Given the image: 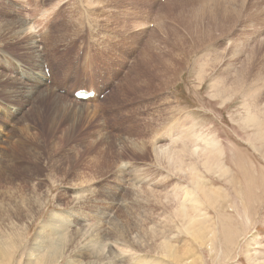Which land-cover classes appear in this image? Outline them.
<instances>
[{
  "label": "rangeland",
  "instance_id": "obj_1",
  "mask_svg": "<svg viewBox=\"0 0 264 264\" xmlns=\"http://www.w3.org/2000/svg\"><path fill=\"white\" fill-rule=\"evenodd\" d=\"M202 2L150 0L143 9L112 20L100 15L93 24L79 16L74 0H0V203L25 195L27 205L10 208L9 215L18 222L31 211L33 219L12 247L11 261L0 264H89L82 248L88 235L99 251L117 240L114 252L106 251L112 264H170L158 252L156 233L157 242L167 240L180 248V258L197 264H256L245 256L249 251L264 264V133L256 123L264 112V13L235 9L234 0ZM69 13L78 19L72 22ZM21 18L32 28L20 40L7 30ZM36 34L37 52L29 47ZM36 68L49 96L31 87L27 71ZM134 75L135 84L123 93ZM84 88L100 96L76 99L74 92ZM79 104L90 109L75 113ZM198 134V145L217 156L214 162L205 160L208 153L203 161L206 154H186ZM174 143L175 157L156 148L171 151ZM221 161L227 173L217 170ZM189 166L199 180L183 173ZM181 203L194 219L178 217ZM66 218L73 227L60 225ZM191 222L200 224V236ZM40 228L55 243V250L43 248L48 261L29 255ZM120 250L129 254L124 260Z\"/></svg>",
  "mask_w": 264,
  "mask_h": 264
},
{
  "label": "bare ground",
  "instance_id": "obj_2",
  "mask_svg": "<svg viewBox=\"0 0 264 264\" xmlns=\"http://www.w3.org/2000/svg\"><path fill=\"white\" fill-rule=\"evenodd\" d=\"M199 1V0H198ZM212 1H215L216 2V4L219 6L220 4H221V2L220 1H222V0H203V2L206 4V3H208V2H212ZM235 2H234V5H233V8H235V9H237L238 7H241L242 9H246V10H248V11H252V10H254V11H256V12H258V13H264V0H234ZM202 2V3H203ZM21 3V2H20ZM29 3V2H28ZM32 3V2H31ZM30 3V4H31ZM44 3V2H43ZM42 3V4H43ZM58 3V2H57ZM61 3H62V1H60V5H61ZM79 3H80V5H79ZM147 3H150V0H74V5H76L78 8H80V9H77L76 10V12H78V13H80L79 14V16L80 17H85L86 19H87V21H89V22H92L93 24L95 23V22H99V21H97L98 20V16H102V15H105V16H108V18H110L111 20L112 19H115V18H118L119 16L120 17H122L121 16V14L124 12V14H127L126 12L127 11H135L136 9H138L139 10V8L140 7H142L141 9H143V6L145 5V4H147ZM66 4V3H65ZM137 4H139V5H137ZM35 5V4H34ZM64 5V4H63ZM62 5V6H63ZM71 5H73V4H71ZM156 5V4H155ZM39 6V5H38ZM154 6V5H153ZM152 6V7H153ZM159 5H157V7H158ZM38 8V7H37ZM32 9V8H31ZM73 9H75V7H73ZM145 9V8H144ZM147 9V8H146ZM232 9V8H231ZM55 10V9H54ZM152 10V9H151ZM66 11V10H65ZM72 11V10H71ZM118 11H121V13H118ZM145 11V10H144ZM146 12H148V11H146ZM160 12V11H159ZM158 12V13H159ZM61 13V12H60ZM139 13V12H138ZM143 13V12H142ZM141 13V14H142ZM48 14V13H47ZM119 14V15H118ZM132 14V13H131ZM136 14V13H135ZM156 14V13H155ZM49 15H51V14H49ZM58 15V14H57ZM140 15V14H139ZM146 15V17L148 16L147 14H145ZM157 15V14H156ZM160 15V14H159ZM42 16V15H41ZM40 16V17H41ZM43 16H44V14H43ZM53 16V15H52ZM69 16H70V13H69ZM128 16V15H127ZM134 16V15H133ZM138 16V15H137ZM143 16H144V13H143ZM142 16V17H143ZM150 17H151V15H149ZM47 17V16H46ZM84 17H83V19H84ZM145 17V16H144ZM144 17H143V19H144ZM150 17H149V19H150ZM155 17V16H154ZM153 17V18H154ZM17 18V17H16ZM50 18V17H49ZM61 18V17H60ZM68 18V17H67ZM70 18H71V20H72V22L75 20V18H74V15H72L71 14V16H70ZM69 18V19H70ZM104 18V17H103ZM125 18V17H124ZM158 18H159V16H158ZM10 19V18H9ZM37 19V18H36ZM48 19V18H47ZM78 19V17H76V20ZM82 19V20H83ZM101 19V18H100ZM106 19V18H105ZM121 19V18H120ZM141 19V18H140ZM147 19V18H146ZM58 20V19H57ZM75 20V21H76ZM81 20V23L82 22H84V21H82ZM108 20V19H107ZM110 20V21H111ZM148 20V19H147ZM159 20H161V19H159ZM10 21V20H9ZM14 22H13V24H9V27H8V30H7V34L9 33V32H12V35H13V37H18V39H20L21 40V38H23V37H27L26 35H27V32L29 31V27H31L32 28V25L30 24H28V22H26L25 20H22V18L21 19H14L13 20ZM35 21H37V20H35ZM44 21V20H43ZM42 21V22H43ZM53 21V20H52ZM79 22H80V20H78ZM95 21V22H94ZM101 21H103V19L102 20H100V22ZM105 21V20H104ZM141 21H144V20H141ZM146 21V20H145ZM144 21V22H145ZM151 21V20H150ZM150 21L148 20V22L150 23ZM68 22V21H67ZM122 22V21H121ZM124 22H127V21H124ZM123 22V23H124ZM135 22V21H134ZM140 22V24L142 23L143 25L147 22ZM153 22H155V21H153ZM31 23V22H30ZM84 23H86V22H84ZM159 23H160V21H159ZM63 24H65V22L63 23ZM80 24V23H79ZM102 24V23H101ZM104 24V23H103ZM119 24V23H118ZM136 24H137V22H136ZM139 24V23H138ZM54 25V24H53ZM60 25V24H59ZM84 25V24H83ZM86 25H87V23H86ZM90 25H92V24H90ZM89 25V26H90ZM106 25V24H105ZM148 26H150L149 24H147ZM155 25H158L157 24V20H156V23H155ZM81 26H82V24H81ZM103 26V25H102ZM142 26V25H141ZM140 26V27H141ZM144 26H146V25H144ZM40 27V26H39ZM55 27V26H54ZM96 27H98V26H96ZM96 27H94V29L96 28ZM105 27V26H104ZM126 27V26H125ZM130 27H133V26H130ZM137 27V26H136ZM135 27V28H136ZM139 27V26H138ZM137 27V28H138ZM139 27V29H141ZM143 27V26H142ZM35 28V27H34ZM58 28V27H57ZM67 28V27H66ZM102 28V27H101ZM121 28V27H120ZM136 28V29H137ZM150 28V27H149ZM48 29V28H47ZM103 29V28H102ZM132 29V28H131ZM146 29V28H145ZM30 30H32V29H30ZM34 30V29H33ZM39 30V29H38ZM98 30V29H97ZM122 30V29H121ZM135 30V29H134ZM142 30V29H141ZM41 31V30H40ZM57 31V30H56ZM66 31V30H65ZM90 31H92L91 29H90ZM94 32H93V34L95 33V30H93ZM143 31V30H142ZM32 32V31H31ZM44 32H46V31H44ZM83 32V31H82ZM119 32V31H118ZM131 33V32H130ZM96 34V33H95ZM11 35V34H10ZM15 35V36H14ZM30 36L32 35L31 33L29 34ZM28 35V36H29ZM34 35H35V33H34ZM37 35V34H36ZM97 35V34H96ZM99 35H101L100 33H99ZM98 35V36H99ZM82 36V35H81ZM97 36V37H98ZM41 37V36H40ZM45 37V36H44ZM64 37V36H63ZM74 37V36H73ZM72 37V38H73ZM95 37V36H94ZM93 37V38H94ZM9 38H11V36L9 37ZM42 38V37H41ZM103 38V37H102ZM119 38V37H118ZM117 38V39H118ZM139 38V37H138ZM12 39V38H11ZM25 39H28V38H25ZM51 39V38H50ZM60 39V38H59ZM74 39V38H73ZM78 39V38H77ZM82 39V38H81ZM14 40V39H13ZM15 40H17V38H15ZM24 40V39H23ZM42 40V39H41ZM58 40V39H57ZM69 40H71V38L69 39ZM138 40V39H137ZM26 41H28V40H26ZM44 41H46V40H44ZM51 41V40H50ZM68 41V40H67ZM21 42V41H20ZM39 42H41L40 41V39L38 38V35H37V37L35 36V37H30V40H29V47H31L32 49H34L36 52H37V49H38V46H40L39 45ZM48 42V41H47ZM74 42V41H73ZM50 43V42H49ZM52 43V42H51ZM57 43V42H56ZM64 43V42H63ZM86 43V42H85ZM101 43H102V40H101ZM106 43V42H105ZM121 43V42H120ZM55 44V43H54ZM58 44H60V43H58ZM67 44V43H66ZM96 44V43H95ZM109 44V43H108ZM111 44V43H110ZM126 44V43H125ZM24 45V44H23ZM71 45V44H70ZM104 45V44H103ZM102 45V46H103ZM116 45V44H115ZM25 46H26V44H25ZM109 46V45H108ZM117 46V45H116ZM28 47V48H29ZM48 47V46H47ZM59 47V46H58ZM51 48V47H50ZM56 48V47H55ZM108 48V47H107ZM30 49V48H29ZM115 49V48H114ZM43 50V49H42ZM51 50V49H50ZM60 50V49H59ZM115 51V50H114ZM47 52V51H46ZM62 52V51H61ZM65 52V51H64ZM31 53V52H30ZM40 53V52H39ZM106 53V52H105ZM53 54V53H52ZM72 54V53H71ZM96 54V53H95ZM123 54H126V52H123ZM54 57V56H53ZM36 58H38V57H36ZM83 58V57H82ZM113 58V57H112ZM123 58H126V57H123ZM70 59V58H69ZM124 60V59H123ZM128 60V59H127ZM98 61V60H97ZM128 62V61H127ZM18 64V63H17ZM102 64V63H101ZM107 64V63H106ZM105 64V65H106ZM130 64H131V62H130ZM23 65V64H22ZM32 65V64H31ZM108 65V64H107ZM111 65V64H110ZM109 65V66H110ZM131 65H133V64H131ZM44 66V65H43ZM67 66V65H66ZM130 66V65H129ZM128 66V67H129ZM70 67V66H69ZM121 67V66H120ZM127 67V68H128ZM59 68V67H58ZM68 68V67H67ZM131 68V67H130ZM133 68V67H132ZM38 69L36 68V69H30L29 71H27V74H28V76L30 77V80L32 81V84H31V87L35 90V91H37V93H36V95L38 94V93H40V95H39V97L40 96H43V97H45V95H47L48 94V96H49V93L50 92H52L51 91V89L50 88H48L47 86V88L44 86L45 84L43 83V78H44V73L42 72V73H40L39 71H37ZM42 70V69H41ZM157 70V69H156ZM119 71V70H118ZM130 71V70H129ZM158 72H159V70H157ZM22 72V74H23V71H21ZM64 72V71H63ZM62 72V73H63ZM141 73V72H140ZM140 73H136L137 75H139ZM143 74V73H142ZM142 74H140L141 76H142ZM131 76V78H129L128 77V79H126L125 81L126 82H124L125 84H124V86L121 88V91L123 92V93H126L125 92V89L127 88V87H131V86H133V84H135V83H133L135 80H137V77L138 76ZM154 75V74H153ZM157 75V74H156ZM159 75V74H158ZM52 76V75H51ZM144 76V75H143ZM147 76V75H146ZM25 77V76H24ZM116 78V77H115ZM156 78V77H155ZM27 79V78H26ZM60 79H61V77H60ZM144 79V78H143ZM143 79H142V81H143ZM20 80V79H19ZM59 80V79H58ZM124 80V79H123ZM145 80V79H144ZM24 82V81H23ZM58 82V81H57ZM145 82V81H144ZM30 84V83H29ZM121 85V84H120ZM137 85V84H136ZM135 85V86H136ZM117 88V87H116ZM30 89V88H29ZM40 89V90H39ZM135 89H136V87H135ZM138 89V88H137ZM118 90V89H117ZM139 90V89H138ZM143 90V89H142ZM120 91V92H121ZM141 91V90H140ZM115 92H116V90H115ZM119 92V91H118ZM113 94V93H112ZM141 95H144V93H140ZM58 96V95H57ZM113 96H114V94H113ZM59 97V96H58ZM35 101V100H34ZM53 101V100H52ZM78 101V100H77ZM90 101H92V100H90ZM82 102V101H81ZM246 102V101H245ZM96 103V102H95ZM246 104H248V103H246ZM62 107V106H61ZM90 107V105H86V104H79V105H77V107H75V109L74 110H76L75 111V113H79V114H82L83 112H84V110L86 109V108H89ZM250 107V106H249ZM66 108H67V106H66ZM66 108H65V110H66ZM258 108V107H257ZM263 108H264V106H263ZM90 109V108H89ZM248 109V108H247ZM246 109V110H247ZM63 110V109H62ZM249 110V109H248ZM250 110H251V108H250ZM260 110H262V109H260ZM264 110V109H263ZM48 111V110H47ZM253 111H255V110H253ZM63 112H65V111H62V115H63ZM248 112H252V111H248ZM247 114V113H246ZM253 114V113H252ZM61 115V116H62ZM93 115V114H92ZM249 116H251V115H249ZM257 115H255V117H256ZM259 116V115H258ZM256 117L257 119H256V123L257 122H259L258 124H259V126L258 127H260L259 129H261V127H263V131L261 130V132L260 133H264V112L262 113V111L260 112V116L259 117ZM250 118H248V121H250L249 120ZM253 121H251L252 123H255V119H252ZM245 121H247V120H244L243 122H245ZM250 123V122H249ZM248 122H247V124H249ZM26 125H27V123H26ZM253 126H254V124H252ZM251 127V126H250ZM179 130L181 129V128H178ZM178 130V131H179ZM181 131V130H180ZM175 132V131H174ZM177 132V131H176ZM178 133V132H177ZM30 134V133H29ZM176 135V134H175ZM4 136V135H3ZM21 136V135H20ZM200 139H202V137L198 134V135H195V137H193V139H191V142H192V149H189L188 150V152H186V154H192V155H195V157L197 156V158L199 157V156H204L205 154V156H204V158L203 157H201V158H203V159H201L200 157L198 158V159H201L202 161L205 159V157L207 158V153H208V157H209V154L211 155L212 153H211V149H210V151L209 152H207L208 150H207V148H203V147H200L199 145H198V142H199V140ZM262 139H264V136L262 137ZM204 140V139H203ZM190 141V140H189ZM21 142V141H20ZM178 142V141H177ZM186 142V141H185ZM184 142V143H185ZM194 142V143H193ZM176 143V142H175ZM175 143L173 144V148L171 149V151L169 150V148H168V146H166L165 148H163L164 146H161V145H157V149H158V151L159 152H164V153H170V154H168V155H171V157H175V156H173V152H176V150H175ZM206 143V142H205ZM209 143V142H208ZM212 143H214V142H212ZM219 143V142H218ZM9 144V143H8ZM187 144V143H186ZM217 144V143H216ZM23 145V144H22ZM209 145V144H208ZM213 145V144H212ZM178 145L176 144V147H177ZM186 146V145H185ZM214 146V145H213ZM172 147V146H171ZM215 147V146H214ZM156 148H155V150H156ZM186 148H187V146H186ZM185 149V148H184ZM208 149H209V147H208ZM157 151V150H156ZM155 151V152H156ZM190 151V152H189ZM222 151V150H221ZM185 152V151H184ZM222 153V152H221ZM185 154V153H184ZM190 154V155H191ZM176 155V154H175ZM194 157V156H193ZM212 157H214V159H212ZM212 157L210 158H207V159H205V160H208V159H210V160H213V162L215 161V160H217L216 158H217V156L215 157V155H212ZM196 158V159H197ZM196 161H198V160H196ZM202 161H201V163H202ZM169 162V161H168ZM208 162V161H207ZM170 163V162H169ZM203 164H204V162H203ZM215 165H218L220 168H217V170L218 169H225L226 170V173H227V171H228V169H227V167H224L225 165H224V163L222 164V161H221V163H218L217 162V164L215 163ZM224 165V166H223ZM213 166V165H212ZM204 167V166H203ZM173 168V167H172ZM171 168V169H172ZM181 168V169H180ZM179 168V170H180V172H181V170H182V172L185 170L184 168H182V167H180ZM184 169V170H183ZM187 170H185L183 173L184 174H187L186 172L188 171L189 173H190V177L194 180V179H198L199 177L196 175V173L194 172L195 170V168L193 167V166H189V167H187L186 168ZM212 169V168H211ZM215 169L216 168H214V169H212L211 171H215ZM178 170V169H177ZM206 170H209V168H208V166H207V168H206ZM221 170L219 171V172H221ZM181 172V173H182ZM216 172V174L218 175V171H215ZM222 172H224L225 173V171H222ZM135 173V172H134ZM182 173V174H183ZM224 173H222V174H224ZM130 174V173H129ZM215 174V175H216ZM140 176V175H139ZM170 176V175H169ZM196 176H197V178H196ZM219 176V175H218ZM222 176V175H221ZM133 177V176H132ZM136 177V176H135ZM145 178V177H144ZM131 179V178H130ZM170 179H172V178H170ZM202 179V178H201ZM77 180V179H76ZM81 180V179H80ZM195 180V181H196ZM199 180V179H198ZM82 181V180H81ZM142 181H143V179H142ZM74 182V181H73ZM136 182V181H135ZM199 182V181H198ZM80 183V182H79ZM195 184H196V182H195ZM199 185H200V183H199ZM82 186V185H81ZM196 186V185H195ZM198 187V186H197ZM195 188V189H198V191H199V189H201V188ZM72 190H76V185H72L71 187H70ZM79 188V187H78ZM234 190V189H233ZM14 191V190H13ZM4 192V191H3ZM15 192V191H14ZM79 192V191H78ZM214 192V191H213ZM18 193V192H17ZM208 193V192H207ZM4 194V193H3ZM11 195V194H10ZM186 195H188L189 196V193L188 194H186ZM23 196H25V195H23ZM23 196H20V197H18V198H16V199H8L7 201L8 202H1L0 203V261H11V259H12V256H13V252H12V247H15L14 245H15V243L20 239L19 238V236H21L22 238H23V236L24 235H26L27 233H28V229H29V226H28V223H30L31 222V220H33L32 219V217L31 218H29V216H30V212L31 211H26V213H25V215L24 216H21V215H23V214H21L20 215V217H21V219L19 218L18 219V222L17 221H14L11 217H10V212H11V210H10V208L12 209H14V206L16 207H18V209L20 208V210L23 208V207H25L26 205H27V198H25V197H23ZM72 196V195H71ZM82 196V195H81ZM202 196V195H201ZM204 196V195H203ZM210 196V195H209ZM27 197V196H26ZM83 197V196H82ZM197 197V196H196ZM29 198V197H28ZM192 198V197H191ZM3 199V198H2ZM78 199V195H76V194H74L73 195V197H72V201L73 202H76V201H78L77 200ZM185 199H186V196H185ZM205 201H206V199H204ZM29 201V200H28ZM37 201V200H36ZM181 201V200H180ZM188 201H190V203H191V200L189 199ZM204 201V202H205ZM241 201H242V199H241ZM179 202V201H178ZM194 202H197V200L196 201H194ZM214 202V201H213ZM29 203V202H28ZM200 203V202H199ZM186 204V203H185ZM198 204V203H197ZM29 205V204H28ZM36 205V204H35ZM38 205V204H37ZM181 205L182 206H179L178 208H176V212H177V215H179L178 217H187V216H190L192 219H194V217H192L191 216V213H190V211H189V209H187V207L185 206H183V204L181 203ZM187 205V204H186ZM195 205V204H194ZM38 206H40V205H38ZM27 207H29V206H27ZM77 207V206H76ZM189 207H190V205H189ZM195 206H193V208H194ZM36 208H37V206H36ZM41 208V207H40ZM196 208H197V206H196ZM17 209V208H16ZM25 209V208H24ZM31 209V208H30ZM15 210V209H14ZM13 210V211H14ZM39 210V209H38ZM38 210H36V212L38 211ZM173 210V209H172ZM16 211V210H15ZM14 211V212H15ZM19 211V210H18ZM23 211V210H22ZM13 212V213H14ZM202 212H204L203 210H202ZM12 213V214H13ZM181 213V214H180ZM36 214V213H35ZM38 214V213H37ZM56 214V213H55ZM200 214V213H199ZM242 214V213H241ZM246 214V213H245ZM32 215H33V213H32ZM31 215V216H32ZM64 215V214H63ZM204 215V214H203ZM144 216V215H143ZM142 216V217H143ZM168 216V215H167ZM34 217H36V216H34ZM71 217V216H70ZM201 217V216H200ZM69 218V217H68ZM68 218H66V219H64L63 221H61V219H59L60 221H61V223H60V225L61 226H65L67 229L68 228H71V227H73V225H74V222H73V220L72 219H68ZM17 219V218H16ZM201 219V218H200ZM70 220V221H69ZM80 222L82 223V225L83 226H87L88 225V219L86 218V217H80ZM197 220V219H196ZM199 220V219H198ZM203 220V219H202ZM207 220V219H206ZM49 221V220H48ZM68 221V222H67ZM158 221V220H157ZM67 222V223H66ZM76 222V221H75ZM140 222V221H139ZM156 222V221H155ZM155 222H153V223H155ZM159 222V221H158ZM164 222V221H163ZM196 222H198V221H196ZM162 223V222H161ZM167 223V222H166ZM199 223H201V225H203L202 224V222L200 221ZM157 224V223H156ZM159 224V223H158ZM163 224V223H162ZM165 224V223H164ZM192 224V225H191ZM190 225H191V227H190ZM198 225H200V224H198ZM197 225V223H189L188 224V227H190V230L193 232V234H195V235H201V232L198 230V228H199V226ZM44 226V225H43ZM42 226V227H43ZM209 226V225H208ZM47 227V226H46ZM149 226H147V228H148ZM160 228V227H159ZM202 228V227H201ZM200 228V229H201ZM210 228V227H209ZM208 228V229H209ZM152 229V228H151ZM156 229V228H155ZM131 231V230H130ZM207 231V230H206ZM43 230H42V228H40L39 229V231L36 233V236L34 237V239L32 240V245H33V249H32V251H30V253H29V255H30V258H31V260L32 261H34V260H36V258L38 257V255L41 253L42 254V251H43V248L44 247H47L48 248V250L50 249V250H55L54 248H55V243H54V240H53V237H52V235H51V237L52 238H47V239H45V238H43V236H42V234H43ZM49 232V231H48ZM155 232H159L158 230H156ZM46 234H48V233H46ZM209 234V233H208ZM34 236V235H33ZM62 236V235H61ZM125 236V235H124ZM136 234H134V233H131V235H129L128 237L131 239V240H134L136 237ZM198 236V237H199ZM155 240H156V246H157V248H158V252H159V254H161L162 256H165L166 258H169L170 259V264H197L196 262L197 261H191L190 259H188V258H180V252H181V250H180V248H175V247H171V246H168V242L166 243V241L167 240H165V241H163V242H160V241H158L157 242V233H156V235H153L152 236ZM19 238V239H18ZM21 238V239H22ZM153 238H150L149 239V241H151ZM202 238V237H201ZM200 238V239H201ZM254 239V238H253ZM252 239V240H253ZM110 240H112V239H110ZM251 240V241H252ZM92 237L90 236V235H88V236H86L85 238H84V240H83V249L87 252V254H88V263L89 264H112V259L110 258V254H108V253H110V252H114V249L113 248H116V246H117V243L118 242H116L114 239L111 241V242H108L107 244H105L106 246H105V248L103 249V248H101V251H99V249H98V247L95 245V244H93L92 242ZM136 241V240H135ZM134 241V242H135ZM136 243V242H135ZM141 243V242H140ZM177 243V242H176ZM260 243V242H259ZM154 244V243H153ZM47 245V246H46ZM150 245V244H149ZM256 245V244H255ZM155 246V245H154ZM248 246V245H247ZM186 247V246H185ZM181 248H183V247H181ZM250 248V247H249ZM248 248V249H249ZM107 249V250H106ZM120 249V248H119ZM156 249V248H155ZM185 249V248H184ZM188 249V247L185 249V251L187 252V253H189V254H192V251H190L189 249ZM247 249V250H248ZM254 249V248H253ZM250 250V249H249ZM108 253H107V252ZM128 251V250H127ZM252 251H254V250H252ZM76 252V251H75ZM197 254V253H196ZM211 254V253H210ZM120 257L122 258H124V257H126V256H128L129 254H126L125 252H123V251H121L120 250ZM195 255V254H194ZM194 255H192V256H194ZM160 256V255H159ZM245 256H247V258H248V260H255V261H250V262H252V263H258L259 261H257L258 260V258L256 257V256H254L253 257V252L252 253H250V251H249V253L247 252V255H245ZM39 257H41L40 258V260H38V261H48V259L46 258V257H44L43 256V254L42 255H39ZM29 258V259H30ZM122 258V259H123ZM246 258V259H247ZM251 258V259H250ZM260 259V258H259ZM124 260V259H123ZM143 260V259H142ZM141 260V261H142ZM141 261H139L137 264H142V262ZM210 261H212V260H210ZM75 264H77V262L75 263ZM143 264H147L146 262H144L143 261ZM167 264H169V263H167Z\"/></svg>",
  "mask_w": 264,
  "mask_h": 264
},
{
  "label": "crops",
  "instance_id": "obj_3",
  "mask_svg": "<svg viewBox=\"0 0 264 264\" xmlns=\"http://www.w3.org/2000/svg\"><path fill=\"white\" fill-rule=\"evenodd\" d=\"M221 155H222V158H223V156H224V152H222V153H220ZM225 157H226V152H225ZM227 162V161H226Z\"/></svg>",
  "mask_w": 264,
  "mask_h": 264
}]
</instances>
